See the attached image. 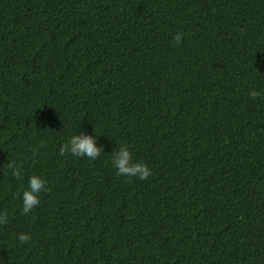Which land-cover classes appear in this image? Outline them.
<instances>
[{
	"label": "trees",
	"instance_id": "obj_1",
	"mask_svg": "<svg viewBox=\"0 0 264 264\" xmlns=\"http://www.w3.org/2000/svg\"><path fill=\"white\" fill-rule=\"evenodd\" d=\"M0 211V264H264V0H0Z\"/></svg>",
	"mask_w": 264,
	"mask_h": 264
},
{
	"label": "clouds",
	"instance_id": "obj_2",
	"mask_svg": "<svg viewBox=\"0 0 264 264\" xmlns=\"http://www.w3.org/2000/svg\"><path fill=\"white\" fill-rule=\"evenodd\" d=\"M183 34L176 33L173 37L175 45L182 42ZM261 94L255 90H249L248 96L256 98ZM102 147L97 145L96 135L80 132L71 135L66 143H62L58 148V154L65 156L70 154L74 157H83L89 160H95L99 157ZM104 151V150H103ZM111 165L116 170V175L124 177H135L140 180H146L151 175V169L143 162H135L132 152L126 144H120L111 151ZM7 167L10 175L16 180L24 179V164L20 160H9ZM46 181L40 176L33 174L27 178V187L19 193L20 212L28 215L40 204V194L46 192ZM8 223V216L5 212L0 211V225ZM31 239L30 233H20L17 240L20 243H26Z\"/></svg>",
	"mask_w": 264,
	"mask_h": 264
}]
</instances>
